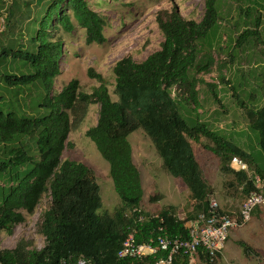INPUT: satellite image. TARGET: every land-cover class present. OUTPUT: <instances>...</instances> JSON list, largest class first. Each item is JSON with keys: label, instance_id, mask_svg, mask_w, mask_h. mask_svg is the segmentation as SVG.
I'll use <instances>...</instances> for the list:
<instances>
[{"label": "trees", "instance_id": "obj_1", "mask_svg": "<svg viewBox=\"0 0 264 264\" xmlns=\"http://www.w3.org/2000/svg\"><path fill=\"white\" fill-rule=\"evenodd\" d=\"M62 5L71 10L75 22L84 29L86 43L104 42L103 29L107 23L86 0H49L26 46L20 41L16 47L0 46V63L10 58L13 63L19 62L32 70L28 73L4 70L0 73V81L10 90L39 83L46 92L36 103L35 116L0 108V179L3 180L0 185V232L11 234L13 227L24 221L23 211L32 215L44 194L50 198L40 222L44 245L33 248L30 241L20 239L13 248L0 249V261L5 264H56L61 259L84 256L93 264H153L165 252L159 251L141 261L118 257L117 252L127 234L134 231L137 243L148 242L157 235L188 239L187 220L174 213V205L162 208L155 215L140 209L141 178L133 163L128 140L132 132L141 129L150 138L166 172L181 179L187 187L197 213L207 210L211 191L195 155L193 143H200L201 138L209 141L203 147L218 160L219 170L238 184L245 183L248 177L246 172L229 167L233 156L242 158L252 171L264 176V168L255 162L252 154L233 140L198 118L189 124L181 113L182 104L172 96L173 87H184L187 94L184 100L193 110L199 108L198 81L190 78L188 71L197 58L196 40L204 37L217 20L215 0H205L200 21L184 19L177 11H171L167 19L159 22L164 35L159 50L140 62L129 56L118 60L113 66L115 100L102 76L91 69L87 71L88 76L101 82L91 93L79 91L78 80L71 79L59 92L49 95L53 80L60 73L64 54L63 38L52 29L70 33L74 28L71 16L61 12ZM13 17L9 12L3 30L12 24ZM36 24L32 23L31 27L34 29ZM247 32L245 28L239 33L236 44L241 43ZM211 63L209 59L196 70L207 71ZM220 80L224 81L222 77ZM208 86L216 97L215 85L208 83ZM233 96L237 105L244 108L248 126L257 132V143L264 153V105L249 107L238 100L234 90ZM77 101L99 104L96 124L86 135L108 162L109 175L120 200L112 211L102 210L94 170L82 162L62 160L72 126L68 110ZM252 188L250 182L247 193ZM161 196L157 193L149 199L154 202ZM240 245L245 252L250 250L246 243L240 242ZM172 264L213 263L203 252L185 254L180 251L174 255Z\"/></svg>", "mask_w": 264, "mask_h": 264}, {"label": "rangeland", "instance_id": "obj_2", "mask_svg": "<svg viewBox=\"0 0 264 264\" xmlns=\"http://www.w3.org/2000/svg\"><path fill=\"white\" fill-rule=\"evenodd\" d=\"M86 1L88 6L107 23L103 29L105 40L100 44L86 43L84 29L75 22L71 10L62 5L61 12L71 16L74 28L70 33L62 32V29L61 31L52 29L53 33L61 34L63 38L64 54L60 61V73L54 78L49 95L59 92L71 79L78 80L79 91L91 93L101 83L95 77L88 76L87 71L91 69L95 74L102 76L111 98L115 100L114 64L127 56L140 62L159 50L164 40L159 27L160 20L167 19L170 12L175 10L184 19L200 21L205 3V0ZM48 2L49 0H0V46L16 47L19 41L26 46L28 38L34 35ZM215 9L217 20L204 37L196 40L197 58L188 71L189 77H195L198 81L196 85L198 110H193L192 105L184 100L187 96L184 87H173L172 96L182 104L181 113L189 124L197 118L200 122L207 123L211 129L251 153L255 162L264 168V153L257 143L258 134L249 128L245 110L237 105L233 96L234 90L238 93V100L249 107L264 105V100H261V89L264 85V51L260 53L255 43L248 42L236 47L234 45L239 33L248 27L254 18L264 13V0H215ZM9 12L14 15L10 20L12 24L3 30L4 20ZM32 23H37L34 29L31 27ZM247 52L258 60L256 67L249 61L248 54H244ZM230 54L236 62L231 63ZM241 55L243 56L240 57ZM209 59H212V63L208 70L198 72L197 66L205 64ZM231 64L236 70L229 71L228 66ZM3 65H6V68ZM225 69L231 81L229 83L220 80V75ZM4 70L10 73L32 71L29 67H22L19 62L13 63L10 58L0 63V73ZM232 72H235V77L232 76ZM208 83L215 85L216 97ZM14 90L17 94L13 93ZM45 93L39 83L19 90L15 88L10 90L0 81V108L17 110L21 115L35 116L36 103L41 101ZM98 111V103L86 104L81 101H77L68 110L72 126L62 160L82 162L94 170L100 187L102 210L112 211L120 204V200L109 175L108 162L86 135L87 130L95 126ZM128 140L132 148L133 163L141 178L143 194L140 209L155 215L162 208L174 205V213L179 218L186 219V224L194 219L198 213L187 187L181 179L166 172L150 138L141 129H137L128 136ZM205 143L208 144L209 141L201 138L200 143L193 144L196 158L211 189L208 195L217 201L221 211L236 215L246 196L250 175H247L248 180L240 185L231 176L223 174L219 170L218 160L203 147ZM2 183L3 180L0 179V185ZM157 193H161L162 196L151 202L149 198ZM49 200V195L44 194L32 215L23 211L24 221L15 225L11 234L1 231L0 249L13 248L20 239L30 241L33 248H41L44 245V238L40 232L41 215L48 207ZM189 215L191 218H188ZM240 242L246 243L250 250L245 252ZM212 263L264 264V205L254 209L245 225L230 230L227 241Z\"/></svg>", "mask_w": 264, "mask_h": 264}, {"label": "built area", "instance_id": "obj_3", "mask_svg": "<svg viewBox=\"0 0 264 264\" xmlns=\"http://www.w3.org/2000/svg\"><path fill=\"white\" fill-rule=\"evenodd\" d=\"M229 167L250 175L253 187L244 197L236 215L221 211L217 201L208 195L207 210L199 212L194 219L186 224L189 233L188 239L157 235L148 242L137 243L134 231H131L122 242L121 248L117 252L118 257L141 261L163 251L165 255L156 258L153 264H172L174 255L180 251L185 254L203 252L212 262L227 241L230 230L245 225L250 220L254 209L264 205V176L250 170L247 162L237 156L231 158ZM0 264L5 263L0 261ZM56 264L93 263L84 256H78L76 259H61Z\"/></svg>", "mask_w": 264, "mask_h": 264}, {"label": "crops", "instance_id": "obj_4", "mask_svg": "<svg viewBox=\"0 0 264 264\" xmlns=\"http://www.w3.org/2000/svg\"><path fill=\"white\" fill-rule=\"evenodd\" d=\"M245 28L248 29V32L247 34L244 36L243 40L241 41L240 43V46H243L244 44H248V42L250 43H255V45L257 46V49L258 51L261 53L262 51H264V13L259 16V17H256L254 18L253 21H251L249 24H248V27L246 26ZM235 47L239 44H236V40H235V43H234ZM250 49H248L249 51ZM244 54H248L247 53H244ZM243 54V55H244ZM243 55H241L240 57H242ZM248 56L250 57L249 61L250 62H253L254 63V67H256V63H257V59L255 57H252L250 54H248ZM230 60H231V63L235 60H233V58H231V54H230ZM236 62V61H235ZM230 64V63H229ZM247 66V63H245ZM229 68V71H234L236 70V67H233L232 68V64L231 66L229 65L228 66ZM237 68L240 69V66L237 65ZM224 69V68H223ZM227 70L225 69L224 73L220 75V77H222L226 83H229L231 82L230 79L228 78L229 75L226 74ZM233 77H235V72L231 73ZM225 75V77H224ZM250 76V75H248ZM244 78H246V76H243ZM216 87H214L215 89ZM262 91V99L261 100H264V85L261 89ZM237 93V92H236ZM238 94V93H237ZM252 95V94H251ZM253 96V95H252Z\"/></svg>", "mask_w": 264, "mask_h": 264}]
</instances>
